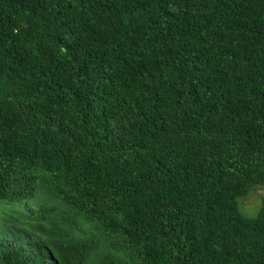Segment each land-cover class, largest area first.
Masks as SVG:
<instances>
[{
	"label": "trees",
	"instance_id": "1",
	"mask_svg": "<svg viewBox=\"0 0 264 264\" xmlns=\"http://www.w3.org/2000/svg\"><path fill=\"white\" fill-rule=\"evenodd\" d=\"M264 0H0V264H264Z\"/></svg>",
	"mask_w": 264,
	"mask_h": 264
},
{
	"label": "rangeland",
	"instance_id": "2",
	"mask_svg": "<svg viewBox=\"0 0 264 264\" xmlns=\"http://www.w3.org/2000/svg\"><path fill=\"white\" fill-rule=\"evenodd\" d=\"M264 199V185H257L247 197L239 199L241 213L249 218L258 215Z\"/></svg>",
	"mask_w": 264,
	"mask_h": 264
}]
</instances>
